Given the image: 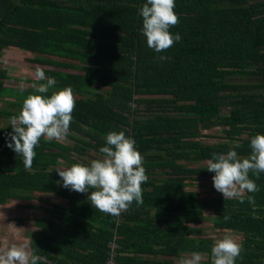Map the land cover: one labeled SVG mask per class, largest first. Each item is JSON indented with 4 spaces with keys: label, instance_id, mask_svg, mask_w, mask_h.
<instances>
[{
    "label": "trees",
    "instance_id": "16d2710c",
    "mask_svg": "<svg viewBox=\"0 0 264 264\" xmlns=\"http://www.w3.org/2000/svg\"><path fill=\"white\" fill-rule=\"evenodd\" d=\"M146 2L0 0V57L6 49L31 55L27 62L57 80L44 95L70 86L77 98L67 136L74 144L41 139L30 169L8 147L12 126H0V207L40 200L35 194L67 201L57 222L35 220L40 230L27 242L47 264H105L111 244L115 264H174L192 252L210 264L213 242L195 226L204 210L213 212L214 228L241 235L236 264H264V173L250 174L259 191L245 194L255 197V215L247 199L199 202L186 190L214 173L206 163L213 153L234 149L246 158L251 139L264 135V0H175L180 23L170 31L182 39L160 53L142 33ZM8 79L0 71V97L11 99L0 115L9 121L27 91L4 87ZM216 128L223 141L202 142L218 139L208 134ZM111 131L135 139L149 177L143 204L134 201L119 217L91 205L94 189L62 186L56 171L59 160L67 168L90 164L88 151L102 157Z\"/></svg>",
    "mask_w": 264,
    "mask_h": 264
},
{
    "label": "clouds",
    "instance_id": "9594fccd",
    "mask_svg": "<svg viewBox=\"0 0 264 264\" xmlns=\"http://www.w3.org/2000/svg\"><path fill=\"white\" fill-rule=\"evenodd\" d=\"M175 0H147L140 10L143 18L142 33L146 37L147 46L160 53L171 48L182 38L179 33L173 34L170 29L180 23L174 11ZM166 59V57H161ZM35 79L44 81L33 84L35 93L23 101L19 115L9 119L12 132L8 147L23 159L26 169H30L36 158V147L41 139L46 141H63L69 134L72 113L76 108V96L72 87L54 91L50 96L44 95L57 84L55 77H47L45 69L37 66ZM24 91L23 86L20 89ZM106 146L100 148L101 159H94L90 164H73L66 169H57L63 180V186L79 193L91 195V205L102 213L119 217L127 211L135 201L143 204L142 184L149 179L143 166L144 158L136 148L134 138L126 136L124 131H111L106 135ZM239 147V145H236ZM251 154L242 158L237 151L230 149L226 153H213L207 163V170L214 172L215 189L222 193L224 200L245 199L253 206L256 213L254 196L259 188L250 174L258 179L264 173V135H255L250 142ZM229 217H225L228 219ZM243 245L231 234L217 239L211 249V264H236L241 258ZM206 259L200 252L180 257L178 264H202ZM47 264L46 257L34 254L28 244H12L0 251V264Z\"/></svg>",
    "mask_w": 264,
    "mask_h": 264
},
{
    "label": "rangeland",
    "instance_id": "374dc122",
    "mask_svg": "<svg viewBox=\"0 0 264 264\" xmlns=\"http://www.w3.org/2000/svg\"><path fill=\"white\" fill-rule=\"evenodd\" d=\"M29 55L19 51L18 49H6L3 50L0 57V71L6 72L7 76H9V79L4 82V87L8 88L9 90H19L21 89V86H23L24 91H27L25 94H21L20 96L26 97L30 94H39L35 93L32 85L37 84L35 81V73H34V67L36 68L39 65H33L32 63L27 62V58ZM32 56L30 55L31 58ZM102 92V91H101ZM12 94V93H11ZM7 97V96H6ZM6 97L1 98L0 97V110L6 109L5 103L8 100ZM10 109V108H9ZM0 126H11L9 125V121L5 120V117L3 118L2 115H0ZM217 132V138L215 139L216 142H222V132L220 129L216 128ZM214 134V133H212ZM78 138V137H77ZM80 139V138H78ZM213 139V138H212ZM64 144H70L72 146L74 144V141L66 138L63 141H60ZM202 142L205 143H212L214 142L211 140L210 137L202 139ZM89 157H86L84 160L86 162H91L92 159L96 158H102L98 154L94 153L93 151H88ZM59 166L57 168L59 169H66L67 164L63 161L59 160ZM214 173H209L208 176H201L197 181V183L191 182V186H187V191L192 192H198L199 197L198 201L201 202L205 198H208L209 200L215 198V197H223L222 193L218 192L213 183V176ZM63 186V182H60ZM35 196H38L37 198L45 203H49L48 201H55V199L49 196V195H38L35 194ZM41 197V198H39ZM41 208H37L34 206H39L38 202L32 201V202H18V201H9L4 206L0 207V251L5 250L6 248L10 247L12 244H27L30 236L32 235L33 228L35 227V220L36 219H48L54 222V212L50 211L48 208H52L51 206L45 205L40 203ZM51 204V203H49ZM201 224H196V227L202 228L201 237L203 238H210L213 240H217L220 238H223L225 234H230V231H219L218 229L214 228L213 220L214 215L211 210H204V215L202 219ZM26 233V234H25ZM27 233L28 236H27ZM239 236V235H238ZM237 238V237H236ZM184 255H190V254H184ZM206 259L202 262V264H205L207 260L209 259L206 255H204ZM163 257H157V260H161ZM178 259V258H177ZM174 260V264H178V261ZM164 260V259H162ZM211 260V259H210Z\"/></svg>",
    "mask_w": 264,
    "mask_h": 264
},
{
    "label": "crops",
    "instance_id": "0c3cea01",
    "mask_svg": "<svg viewBox=\"0 0 264 264\" xmlns=\"http://www.w3.org/2000/svg\"><path fill=\"white\" fill-rule=\"evenodd\" d=\"M9 50V49H8ZM212 133H214V134H216V129H212V130H210L209 132H208V134L209 135H213ZM211 140H213L214 142H215V139H212L211 137H210V142H211ZM154 176V175H153ZM50 197H51V199H52V197L55 199V201H48L49 203H51V204H49V203H45V202H43V201H41V200H34V201H36V202H38V205L39 206H34V207H39V208H41L40 207V204H39V202L40 203H42V204H45V205H48V206H51L52 208H48L51 212L53 211L55 214H54V221L55 222H57L58 221V214L61 212V209H60V207H66L67 206V201L65 200V199H63V198H61V197H58V196H53V195H49ZM39 198H41V197H39ZM56 206V208L55 207H53V206ZM58 205V206H57ZM216 229V228H215ZM40 229L38 228V227H34L33 228V231L34 232H37V231H39ZM219 230V229H218ZM220 231V230H219ZM222 231V230H221ZM225 233H227V231H225ZM26 234V233H25ZM28 234L29 233H27V236H28ZM231 235H233L234 237H237V239L239 240V242L241 241V239H242V237H241V235H239L238 236V234H235V233H230ZM211 241L213 242L212 243V247L214 246V243H215V241L216 240H213V239H211ZM150 258H152V256H150V255H142L139 259L140 260H145V259H150ZM153 259V258H152ZM211 259V258H210ZM124 264H128V263H124ZM210 264H211V260H210Z\"/></svg>",
    "mask_w": 264,
    "mask_h": 264
},
{
    "label": "built area",
    "instance_id": "2783aa9c",
    "mask_svg": "<svg viewBox=\"0 0 264 264\" xmlns=\"http://www.w3.org/2000/svg\"><path fill=\"white\" fill-rule=\"evenodd\" d=\"M112 252L110 253V257L106 259L105 264H115L114 255H113V245L111 244Z\"/></svg>",
    "mask_w": 264,
    "mask_h": 264
}]
</instances>
